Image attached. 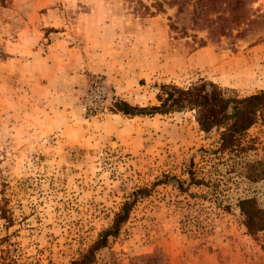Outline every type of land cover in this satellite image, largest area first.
<instances>
[{"label":"rangeland","instance_id":"rangeland-1","mask_svg":"<svg viewBox=\"0 0 264 264\" xmlns=\"http://www.w3.org/2000/svg\"><path fill=\"white\" fill-rule=\"evenodd\" d=\"M200 79L264 90V0H0V264H72L126 201L93 264H264L239 208L264 210V120L221 150L195 110H113Z\"/></svg>","mask_w":264,"mask_h":264},{"label":"trees","instance_id":"trees-1","mask_svg":"<svg viewBox=\"0 0 264 264\" xmlns=\"http://www.w3.org/2000/svg\"><path fill=\"white\" fill-rule=\"evenodd\" d=\"M160 4V3H159ZM151 13L150 6L145 5ZM158 104L152 106H133L126 101H116L114 111L129 115H147L170 113L184 110H195V118L200 128L210 131L220 130V147L223 150L232 146L237 138L259 119L264 120V90L244 97H229L220 86L205 79L192 82L188 86L162 84L157 95ZM246 177L250 180L264 178V158L245 164ZM132 202L126 201L114 215L112 223L101 230L87 251L72 264H93L97 251L108 244L110 236L119 233L127 221ZM239 208L244 215V224L249 233L255 234L264 229V210L255 197L240 199Z\"/></svg>","mask_w":264,"mask_h":264},{"label":"built area","instance_id":"built-area-1","mask_svg":"<svg viewBox=\"0 0 264 264\" xmlns=\"http://www.w3.org/2000/svg\"><path fill=\"white\" fill-rule=\"evenodd\" d=\"M109 96L108 88L102 81H94L90 86V93L87 96L88 103L85 108L91 109L101 107L106 104ZM115 101V99H113Z\"/></svg>","mask_w":264,"mask_h":264},{"label":"crops","instance_id":"crops-1","mask_svg":"<svg viewBox=\"0 0 264 264\" xmlns=\"http://www.w3.org/2000/svg\"><path fill=\"white\" fill-rule=\"evenodd\" d=\"M64 66L67 67H75V68H82V71L86 70V68H92L94 65L91 63H65Z\"/></svg>","mask_w":264,"mask_h":264}]
</instances>
